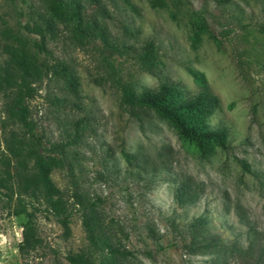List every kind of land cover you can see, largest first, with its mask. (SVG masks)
I'll return each mask as SVG.
<instances>
[{
    "label": "rangeland",
    "instance_id": "374dc122",
    "mask_svg": "<svg viewBox=\"0 0 264 264\" xmlns=\"http://www.w3.org/2000/svg\"><path fill=\"white\" fill-rule=\"evenodd\" d=\"M79 1L83 21L103 27L111 45L80 42L73 21H56L39 52L42 39L26 26L49 18L45 0H0V75L12 80L0 85V264L91 257L84 197L100 198L112 243L130 253L123 264H264V0ZM147 43L152 73L137 57ZM53 66L76 79L75 92ZM190 70L219 100L209 126L227 132L205 157L152 112L132 116L118 86L173 83L191 96ZM36 159L52 164L61 216L25 190ZM182 183L196 195L190 205L175 201ZM29 222L39 244L21 253Z\"/></svg>",
    "mask_w": 264,
    "mask_h": 264
},
{
    "label": "trees",
    "instance_id": "16d2710c",
    "mask_svg": "<svg viewBox=\"0 0 264 264\" xmlns=\"http://www.w3.org/2000/svg\"><path fill=\"white\" fill-rule=\"evenodd\" d=\"M97 2L98 0H89ZM127 1V0H123ZM227 2L228 0H217ZM46 13L49 18L45 19L42 26H26L32 33L42 39L41 42H34V47L45 53L43 38L45 33L53 30V22L73 21L74 38L78 41L87 38H99L106 46L111 45L106 36L105 29L93 20L83 21V6L79 0H45ZM152 7L162 6V0H150ZM197 20V25L201 30L207 31L205 21L202 16L193 12ZM137 57L142 67L152 73L154 64V50L152 43L145 44L137 53ZM56 66L51 67L53 73H63L65 86L71 92H75L77 87L76 79L66 70L57 71ZM0 75V85L10 84L9 72ZM190 75L198 86V91L186 96L178 85L173 83H163L157 89H145L136 92L131 85L118 83L121 103L125 109L134 117L140 118L141 114L149 111L157 118L166 121L179 138L184 139L194 145L201 157H205L212 146L224 148L227 132L224 128H211L208 124L209 118L218 108L219 100L209 90L203 76L197 71L190 70ZM22 87L24 78L22 77ZM126 161L130 164L134 162V157L124 154ZM51 163L36 159L31 167V172L25 177V190L32 196H40L44 199L46 206L56 215L61 214L66 209L62 193L53 185L49 177ZM196 195L189 189L187 184H180L175 191V201L180 206L190 205L195 201ZM82 211V224L86 232L89 245L92 249L91 257L84 253H77L67 257V264H123L130 253L113 244V234L111 223L106 222L97 210V205L101 204L100 198H82L77 201ZM39 244V238L35 234V227L31 222L24 226L22 231V241L19 244L21 253L34 250Z\"/></svg>",
    "mask_w": 264,
    "mask_h": 264
}]
</instances>
